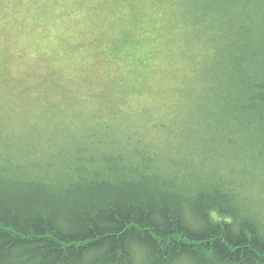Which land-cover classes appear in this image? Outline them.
Returning <instances> with one entry per match:
<instances>
[{
  "label": "trees",
  "instance_id": "trees-1",
  "mask_svg": "<svg viewBox=\"0 0 264 264\" xmlns=\"http://www.w3.org/2000/svg\"><path fill=\"white\" fill-rule=\"evenodd\" d=\"M184 3L207 49L189 142L0 152V264H264V0Z\"/></svg>",
  "mask_w": 264,
  "mask_h": 264
},
{
  "label": "rangeland",
  "instance_id": "rangeland-1",
  "mask_svg": "<svg viewBox=\"0 0 264 264\" xmlns=\"http://www.w3.org/2000/svg\"><path fill=\"white\" fill-rule=\"evenodd\" d=\"M22 2L18 18L0 8L6 144L49 152L103 133L169 153L189 142L207 49L184 0Z\"/></svg>",
  "mask_w": 264,
  "mask_h": 264
},
{
  "label": "bare ground",
  "instance_id": "bare-ground-1",
  "mask_svg": "<svg viewBox=\"0 0 264 264\" xmlns=\"http://www.w3.org/2000/svg\"><path fill=\"white\" fill-rule=\"evenodd\" d=\"M1 132V131H0ZM2 133V132H1ZM0 133V134H1ZM98 136H100L101 137V135L100 134H98ZM104 136L105 137H107V138H112V139H114V140H116V142H119V143H123L124 142V140H122V137H124V138H127V137H129L130 135H125V136H115V135H113L112 134V136H110V134H104ZM85 138H88L87 137V135L86 136H82V135H80V136H78V137H76V141L78 142V143H85L84 141H85ZM132 138H134V136H132ZM5 137H3V136H1L0 135V152H3V155H6V156H12V157H15L16 155H23L24 153H25V148L26 147H24L23 146V143H21V144H19V145H17V146H15V147H6V148H3V145L5 144ZM173 150L172 151H181L182 149H181V147H175V148H172ZM58 151H61V148H59V150ZM38 152H36L35 154H37ZM47 152H42V154H46ZM60 153H62V152H60ZM0 154H2V153H0ZM203 155V160H205V159H208L209 161L210 160H212V158L214 157V154H211V153H206V154H202ZM197 158V157H196ZM198 159V158H197ZM196 159V160H197Z\"/></svg>",
  "mask_w": 264,
  "mask_h": 264
},
{
  "label": "clouds",
  "instance_id": "clouds-1",
  "mask_svg": "<svg viewBox=\"0 0 264 264\" xmlns=\"http://www.w3.org/2000/svg\"><path fill=\"white\" fill-rule=\"evenodd\" d=\"M25 7L22 0H0V8L3 9V15L6 18H18L19 15H22Z\"/></svg>",
  "mask_w": 264,
  "mask_h": 264
}]
</instances>
